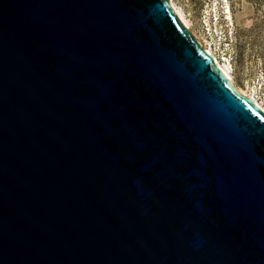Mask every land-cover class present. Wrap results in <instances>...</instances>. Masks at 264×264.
I'll return each instance as SVG.
<instances>
[{"label":"water","instance_id":"95a60500","mask_svg":"<svg viewBox=\"0 0 264 264\" xmlns=\"http://www.w3.org/2000/svg\"><path fill=\"white\" fill-rule=\"evenodd\" d=\"M0 264H264V112L168 0H0Z\"/></svg>","mask_w":264,"mask_h":264},{"label":"rangeland","instance_id":"374dc122","mask_svg":"<svg viewBox=\"0 0 264 264\" xmlns=\"http://www.w3.org/2000/svg\"><path fill=\"white\" fill-rule=\"evenodd\" d=\"M191 20L192 31L205 39L217 59L226 64L236 85L264 106V0H173ZM228 5L231 20L223 15ZM216 13V17L212 14ZM216 19H218L216 21ZM220 31L216 42L214 26ZM207 26H211L208 32ZM227 40L225 41L224 35ZM222 42V43H223ZM238 91V90H237Z\"/></svg>","mask_w":264,"mask_h":264},{"label":"bare ground","instance_id":"6f19581e","mask_svg":"<svg viewBox=\"0 0 264 264\" xmlns=\"http://www.w3.org/2000/svg\"><path fill=\"white\" fill-rule=\"evenodd\" d=\"M170 5L172 6L173 11L175 12V14L177 15L178 19L181 21V23L191 32V34L193 35V37L199 42V44L201 45V48L205 50L206 54L209 55L211 57V59L213 60V63L215 65V67H217L219 69V71L225 76L227 77L232 85L234 87H236L235 83H234V79L232 77V74L230 72L229 67L226 64H223L222 61H220L219 59H217V57L215 56V54L213 53L210 44L207 40L205 39H200L199 37L196 36V34L192 31V23L191 20L188 19L185 15L184 12L178 8L173 0H168ZM226 14H227V19L231 20V14H230V9L228 7V5H226ZM238 90V93L248 99H251V101L253 102V104L260 109L261 111L264 112V106L258 101L257 98H255V96L248 94L245 90L243 89H236Z\"/></svg>","mask_w":264,"mask_h":264},{"label":"trees","instance_id":"16d2710c","mask_svg":"<svg viewBox=\"0 0 264 264\" xmlns=\"http://www.w3.org/2000/svg\"><path fill=\"white\" fill-rule=\"evenodd\" d=\"M225 40H227L226 36H224Z\"/></svg>","mask_w":264,"mask_h":264},{"label":"built area","instance_id":"2783aa9c","mask_svg":"<svg viewBox=\"0 0 264 264\" xmlns=\"http://www.w3.org/2000/svg\"><path fill=\"white\" fill-rule=\"evenodd\" d=\"M211 47V46H210ZM255 96V95H254ZM255 98H257L256 96H255Z\"/></svg>","mask_w":264,"mask_h":264},{"label":"clouds","instance_id":"9594fccd","mask_svg":"<svg viewBox=\"0 0 264 264\" xmlns=\"http://www.w3.org/2000/svg\"><path fill=\"white\" fill-rule=\"evenodd\" d=\"M224 35V34H223ZM224 36H226V35H224ZM227 37V36H226ZM226 41V40H225Z\"/></svg>","mask_w":264,"mask_h":264}]
</instances>
